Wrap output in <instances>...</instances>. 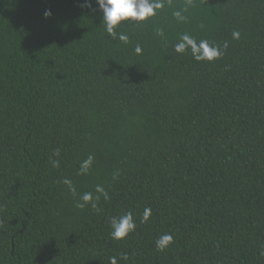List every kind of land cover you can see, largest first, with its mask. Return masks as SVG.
I'll use <instances>...</instances> for the list:
<instances>
[{"label":"trees","instance_id":"1","mask_svg":"<svg viewBox=\"0 0 264 264\" xmlns=\"http://www.w3.org/2000/svg\"><path fill=\"white\" fill-rule=\"evenodd\" d=\"M0 264H264V0H0Z\"/></svg>","mask_w":264,"mask_h":264}]
</instances>
